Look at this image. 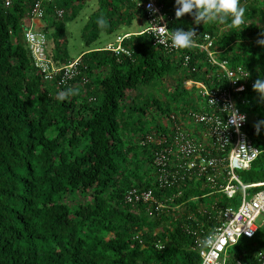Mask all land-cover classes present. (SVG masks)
<instances>
[{"label":"trees","instance_id":"trees-1","mask_svg":"<svg viewBox=\"0 0 264 264\" xmlns=\"http://www.w3.org/2000/svg\"><path fill=\"white\" fill-rule=\"evenodd\" d=\"M156 2L173 18L170 30L194 28L198 42L205 34L214 36L221 60L247 71L253 82L264 79V47L257 43L264 39V0H240L243 22L233 28L195 25L190 15L177 20L175 0ZM76 3L81 1L54 0L43 7L46 53L57 68L75 60L67 55L65 22L55 10L65 16L71 9L75 17ZM32 4L12 0L5 7L0 0V264H200L191 232H212L220 224L214 212L199 214L189 202L151 217L149 211L155 210L149 204L126 203L131 191H152L158 200L177 192V187L157 190L149 172L152 149L140 145L153 131L165 130L157 116L170 124L175 113L156 98H131L129 93L151 84L159 88L171 78L167 93L176 100L190 79L210 86L205 77L214 69L192 48L168 54L147 33H132L118 36H127L122 47L130 49V57L89 49L77 58L81 75L58 87L57 80H45L35 67L24 38ZM99 18L106 21L104 28L98 26ZM143 18L131 0H99L83 31L85 46ZM185 55L192 57L190 69L179 76ZM192 67L196 72L191 73ZM69 88L78 94L57 98ZM243 96L250 97L243 110L255 120L248 131L261 153L239 177L254 185L264 183V101L253 87ZM193 108L195 103L187 101L178 114ZM257 123L259 134L253 132ZM182 187L183 198L175 204L200 196L198 186ZM224 206L218 201V207ZM257 227L253 239L231 248L227 264H262L257 256L264 253V221Z\"/></svg>","mask_w":264,"mask_h":264},{"label":"built area","instance_id":"built-area-1","mask_svg":"<svg viewBox=\"0 0 264 264\" xmlns=\"http://www.w3.org/2000/svg\"><path fill=\"white\" fill-rule=\"evenodd\" d=\"M11 1L5 0V7H9ZM53 2L54 0H33L29 14L31 20L42 21L45 14L44 5ZM135 2L136 8L144 12V18L148 23V27L142 33L150 35L153 45L162 48L166 53H177L180 49L170 47L171 41L167 36L153 29L151 25L163 26L166 23L169 29V23L173 18L163 11L156 0ZM150 3L155 11L149 10ZM55 15L58 19H63L64 12L55 10ZM161 16L164 17L163 21L158 20ZM125 37L127 36L118 37L117 46H108L105 50L114 53L115 56L130 57V49L122 47ZM24 38L35 67L43 74L45 80L49 82L57 80L58 87H65L76 76L81 75L79 59L57 68L48 58L44 33L30 27L25 30ZM215 43L214 36L205 34L201 42L197 41L196 46L191 47L193 54L198 55L201 52L204 56L203 62L214 69L213 73L205 77L211 82L210 86L205 81L197 82L193 79L184 82L185 89L198 90L195 108L184 111L182 117L180 114L172 115L171 123L165 126L164 131H153L140 142L142 147L152 149V175L157 190H171L177 187V192L162 200H158L152 191H143L140 194L131 191L126 197V203L129 204L138 202L149 204L155 210L149 211V216L152 217L157 212L178 211L189 202L197 203L206 197L215 199L218 195L220 200H233L234 196L240 193L242 199L236 210L226 206L218 207L217 204L211 208L210 211L214 212L220 224L207 236L201 235L203 232L190 231L194 238L195 251L200 257V264H227L230 249L242 239H253L258 229L256 221L264 215V183L244 185L236 174V171H247L260 155L248 131L249 116L243 110V107L250 104V97L247 99L243 94L248 88L253 87L254 82L247 71L240 67L233 68L228 61L221 60L219 56L222 53L217 51ZM191 59V55L184 56L182 69L187 71L190 69ZM194 72L195 68L191 70V73ZM225 108L228 111L235 110L239 115L246 117L240 122L238 129L230 123ZM221 120L228 127L221 123ZM254 131L256 128H253ZM183 185L198 186L205 194L175 204V200L183 198L186 189L182 187ZM251 188L260 190L249 198L248 191ZM210 211L198 208L199 214H209ZM248 232L252 235L249 236ZM209 238H212L213 243L205 245ZM220 240L223 243H220ZM156 247L163 248L162 245ZM257 257L259 261H264V253H259Z\"/></svg>","mask_w":264,"mask_h":264},{"label":"rangeland","instance_id":"rangeland-1","mask_svg":"<svg viewBox=\"0 0 264 264\" xmlns=\"http://www.w3.org/2000/svg\"><path fill=\"white\" fill-rule=\"evenodd\" d=\"M76 4H75L76 5L75 9L78 11V14L75 17H72L71 16L72 10L70 9L66 11V14L62 20L65 22V26H66V30H65L66 35L64 40L66 42L65 47L67 48V55L70 60L77 59L78 57H80L82 53H86L89 49L106 48L108 46L115 47L117 46L118 36H122L124 34L142 32L144 29L148 27V23L144 18L141 21L140 25H138L135 21L132 22L130 26L119 25L115 32L111 34H101L99 41L92 44L90 47H86L83 38V31L85 26L89 22L91 16L98 11L99 0H84L83 3L80 4L76 3ZM178 75L184 76L185 71L181 69L178 72ZM172 86H173L172 79L167 78L165 79V81H163L162 86L159 88L151 84L147 87H143V88L139 87L140 89L137 92H131L129 93V95L132 98V97H140V94H146L149 97L156 98L164 105H169L172 112L175 113L176 115L180 113V108L187 101H193L195 103V98L198 97L199 94L196 88L191 90L186 89L187 91L184 92L179 98L173 100V96L167 93L168 92L167 88ZM175 107H178L177 111H175L174 109ZM155 120H158L159 124L162 126H169V123L160 116H157ZM254 121H255L254 119L250 120L251 123H253ZM149 172L150 174L153 173L152 168L149 169ZM236 174L240 176V172L236 171ZM203 194L205 193L204 192L200 193V195ZM240 201H241V195L240 193H237V195L234 196L233 200H224L223 203H225L226 207L236 210L240 205ZM215 204L216 201L214 198L206 197L200 200L199 202L195 203V207L198 208L200 207L201 209L204 208L205 210L210 211ZM157 214H163V213L157 212ZM262 221H264V218L260 216L256 221V225L257 226L260 225ZM245 240L246 239H242L241 242H245Z\"/></svg>","mask_w":264,"mask_h":264},{"label":"clouds","instance_id":"clouds-1","mask_svg":"<svg viewBox=\"0 0 264 264\" xmlns=\"http://www.w3.org/2000/svg\"><path fill=\"white\" fill-rule=\"evenodd\" d=\"M175 6V17L177 20L181 19L185 15H190L192 16L195 25L217 23L224 25L227 28L238 27L243 22L245 12L244 7L240 6V0H175ZM148 7L149 10L155 11L152 9L151 3ZM158 20L163 21L164 17L161 16ZM97 23L101 28L106 26V21L103 18H99ZM151 25L153 26V29L167 36V39L171 41L170 47L172 48L188 49L196 46L197 44L196 38L198 35L194 28H189L187 31L182 28L169 30L166 23L163 24V26L160 24ZM257 43L259 46L264 47V39L258 40ZM253 91L257 93L261 101H264V79L258 78L255 80L253 84ZM76 94H78V90L69 88L58 93L57 98L65 100L69 96ZM224 111L227 112L230 118V123L235 125L237 129L240 126V122L246 119L245 116L239 115L235 110L228 111V109L225 108ZM221 123L225 124L223 120H221ZM260 123L255 125L257 134H259ZM225 125L228 127L227 124ZM241 145L244 146V144ZM247 234L249 236L252 235L251 232H248ZM219 242L223 243L222 240ZM211 243H213L212 238L205 241V245Z\"/></svg>","mask_w":264,"mask_h":264},{"label":"crops","instance_id":"crops-1","mask_svg":"<svg viewBox=\"0 0 264 264\" xmlns=\"http://www.w3.org/2000/svg\"><path fill=\"white\" fill-rule=\"evenodd\" d=\"M81 1V3H83L84 1H82V0H80ZM131 2L134 4V6L136 5V2H135V0H131ZM76 6V5H75ZM74 6V7H75ZM136 7V6H135ZM138 25H140L141 24V21H139L138 20V23H137ZM46 26V23L42 20V21H38V20H31V26L30 27H32L33 29H35V31H37V32H42V33H44L43 32V29H44V27ZM143 32V31H142ZM142 32H137V33H142ZM118 38V37H117ZM46 51H47V49H46ZM250 121V120H249ZM259 149V148H258ZM259 151H260V153H261V150L259 149ZM241 180V179H240ZM242 182V181H241ZM243 183V182H242ZM244 184V183H243ZM244 185H247V184H244ZM251 189H254V188H251ZM255 193L256 192H254V193H251V191L249 190L248 191V197L249 198H251V197H253L254 195H255ZM241 199H242V196H241ZM216 200H220V197L217 195V196H215V201ZM220 201H224V200H220ZM216 204L218 205V201H216ZM246 240H248V239H246ZM241 241V240H240ZM239 243V242H238ZM237 243V244H238ZM236 244V245H237ZM231 250V249H230ZM230 252V251H229Z\"/></svg>","mask_w":264,"mask_h":264},{"label":"water","instance_id":"water-1","mask_svg":"<svg viewBox=\"0 0 264 264\" xmlns=\"http://www.w3.org/2000/svg\"><path fill=\"white\" fill-rule=\"evenodd\" d=\"M262 264H264V261L262 262Z\"/></svg>","mask_w":264,"mask_h":264}]
</instances>
